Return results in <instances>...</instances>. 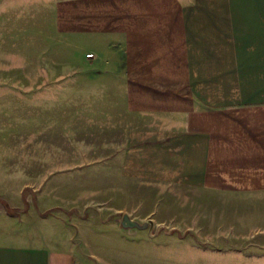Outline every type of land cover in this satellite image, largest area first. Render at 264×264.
<instances>
[{
	"label": "rangeland",
	"instance_id": "374dc122",
	"mask_svg": "<svg viewBox=\"0 0 264 264\" xmlns=\"http://www.w3.org/2000/svg\"><path fill=\"white\" fill-rule=\"evenodd\" d=\"M137 1L0 0V242L70 245L93 264H264V191L122 168L162 93L120 69Z\"/></svg>",
	"mask_w": 264,
	"mask_h": 264
},
{
	"label": "crops",
	"instance_id": "0c3cea01",
	"mask_svg": "<svg viewBox=\"0 0 264 264\" xmlns=\"http://www.w3.org/2000/svg\"><path fill=\"white\" fill-rule=\"evenodd\" d=\"M121 21L124 80L162 92L155 123L128 134L123 170L264 191V0H138ZM0 264L93 263L70 245L0 242Z\"/></svg>",
	"mask_w": 264,
	"mask_h": 264
},
{
	"label": "water",
	"instance_id": "95a60500",
	"mask_svg": "<svg viewBox=\"0 0 264 264\" xmlns=\"http://www.w3.org/2000/svg\"><path fill=\"white\" fill-rule=\"evenodd\" d=\"M120 225L124 228H133V227L138 228V229L148 228L149 233H150V230L153 227V222L151 220H146L142 223H139L135 220L128 218L127 215H124L121 222H120Z\"/></svg>",
	"mask_w": 264,
	"mask_h": 264
}]
</instances>
